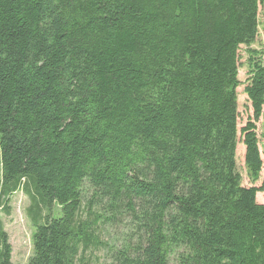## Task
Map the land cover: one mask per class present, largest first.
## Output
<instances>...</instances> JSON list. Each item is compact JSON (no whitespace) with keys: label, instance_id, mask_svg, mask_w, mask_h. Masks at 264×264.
I'll return each mask as SVG.
<instances>
[{"label":"trees","instance_id":"trees-1","mask_svg":"<svg viewBox=\"0 0 264 264\" xmlns=\"http://www.w3.org/2000/svg\"><path fill=\"white\" fill-rule=\"evenodd\" d=\"M263 3L0 0V214L28 199L25 264H264V182L235 162L239 134L258 181L264 50L244 84L238 53Z\"/></svg>","mask_w":264,"mask_h":264},{"label":"rangeland","instance_id":"rangeland-1","mask_svg":"<svg viewBox=\"0 0 264 264\" xmlns=\"http://www.w3.org/2000/svg\"><path fill=\"white\" fill-rule=\"evenodd\" d=\"M259 19L260 22L264 20V9L263 5L259 7ZM246 51L240 47L239 56V80H242V74L244 72L245 62L243 60L246 56ZM243 90L242 86L237 88V104H238V123L237 131L240 130L243 119L242 115L244 112L243 106ZM238 136V143L236 146L235 162L237 165L238 172L242 173L243 160L240 157L239 147L243 146L240 143V137ZM243 174V173H242ZM242 182V180H241ZM29 206L28 199L23 195L22 192L18 191L13 194L8 202V214H0L1 226L8 237V243L11 246V263L12 264H25L32 255V235L34 233V228L26 216V209ZM86 257L89 259L90 263L96 262L97 259L101 260V253H87Z\"/></svg>","mask_w":264,"mask_h":264},{"label":"crops","instance_id":"crops-1","mask_svg":"<svg viewBox=\"0 0 264 264\" xmlns=\"http://www.w3.org/2000/svg\"><path fill=\"white\" fill-rule=\"evenodd\" d=\"M263 9H264V3H263ZM241 48H243L246 51L245 52L246 56H245V59L243 60V62H246V60H247V50H254V51L264 50V20H262L260 22V19H259L258 35H257L254 43L248 48H245V47H241ZM246 73H247V67H246V63H245L244 72L242 74V80H239L240 71H238V80L242 84L245 83V80L247 78ZM242 90H243V85H242ZM243 101H244L243 102L244 112H243V115H242V119H243L242 126L245 124L247 119L252 116L250 103L248 102V100H247V98H246V96L244 94H243ZM263 125H264V105H263V108H262L261 117H260L258 123L256 124L257 133L259 135L257 147H258V152H259L261 163H262L261 172H260L258 181L256 183H254L253 185H251L248 182V179L246 177L245 168H244V165H243L242 168H241L242 169V173H243V174L241 173V180H242V185L245 186V187H250V186L258 187L262 182H264V137H262V127H263ZM240 143H241V140H240ZM239 151H240V157L243 160L244 147L240 146L239 147ZM255 201L259 205H264V192L256 193Z\"/></svg>","mask_w":264,"mask_h":264}]
</instances>
